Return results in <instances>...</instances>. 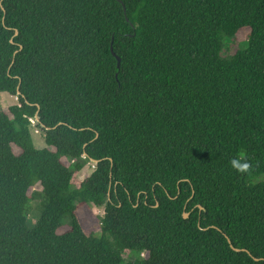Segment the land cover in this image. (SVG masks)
Wrapping results in <instances>:
<instances>
[{"label":"trees","instance_id":"1","mask_svg":"<svg viewBox=\"0 0 264 264\" xmlns=\"http://www.w3.org/2000/svg\"><path fill=\"white\" fill-rule=\"evenodd\" d=\"M0 92V264H264V0H0Z\"/></svg>","mask_w":264,"mask_h":264},{"label":"rangeland","instance_id":"2","mask_svg":"<svg viewBox=\"0 0 264 264\" xmlns=\"http://www.w3.org/2000/svg\"><path fill=\"white\" fill-rule=\"evenodd\" d=\"M223 45L224 48L222 49L221 55H226L229 53H232L236 50L237 47H241V45L238 43L231 42L229 39L224 38L223 39ZM17 100L14 98V96L9 95L6 92H0V109H6L9 105L16 104ZM31 138L32 142L35 147L37 148H44L46 146L43 138L42 132L35 128H31ZM15 153H18L17 148L14 149ZM94 168V162L88 161L84 164L83 168L78 172L77 176L79 179H83L84 177L88 176L92 169ZM39 184H35L34 187L30 188L28 193L30 194L33 190L39 189ZM38 210H39V203L36 199L32 200L28 204V214L26 218V224L28 227H33V225L36 222V219L38 217ZM94 215L97 217H100L103 214V208H98V207H92L91 210ZM145 256V253L141 254ZM127 260H133L134 259V254L129 255ZM126 260V261H127Z\"/></svg>","mask_w":264,"mask_h":264},{"label":"clouds","instance_id":"3","mask_svg":"<svg viewBox=\"0 0 264 264\" xmlns=\"http://www.w3.org/2000/svg\"><path fill=\"white\" fill-rule=\"evenodd\" d=\"M230 165L239 173H249L252 169V164L248 160V157L245 153L241 152L238 157H233L230 160Z\"/></svg>","mask_w":264,"mask_h":264},{"label":"water","instance_id":"4","mask_svg":"<svg viewBox=\"0 0 264 264\" xmlns=\"http://www.w3.org/2000/svg\"><path fill=\"white\" fill-rule=\"evenodd\" d=\"M121 3H122V2H121ZM122 5H123V3H122ZM123 9L125 10L124 5H123ZM126 18H127V17H126ZM110 51H111V53L115 56V58H116V60H117V68H119V66H120V58L115 54V52H114L113 49H112V41H111V45H110ZM90 160H91L92 162H94V163L97 162V160H94V159H90ZM198 207L201 208L200 205H198ZM182 216H183V218H187V217H188V212H183V213H182ZM205 229H206V228H205ZM225 237H226L228 243L230 244V247H231L233 250H235V251H245V249H240V248H236V247H234V246L231 244L229 238H228L227 236H225ZM254 259H255V260H258L259 258L254 257Z\"/></svg>","mask_w":264,"mask_h":264},{"label":"built area","instance_id":"5","mask_svg":"<svg viewBox=\"0 0 264 264\" xmlns=\"http://www.w3.org/2000/svg\"><path fill=\"white\" fill-rule=\"evenodd\" d=\"M13 96H14V98L18 101V97H17L16 95H13ZM29 121H30L32 127H34L35 130L37 131L38 127L35 125L36 122H37V116H35V117H30V118H29Z\"/></svg>","mask_w":264,"mask_h":264},{"label":"flooded vegetation","instance_id":"6","mask_svg":"<svg viewBox=\"0 0 264 264\" xmlns=\"http://www.w3.org/2000/svg\"><path fill=\"white\" fill-rule=\"evenodd\" d=\"M188 215H189V212H188Z\"/></svg>","mask_w":264,"mask_h":264}]
</instances>
